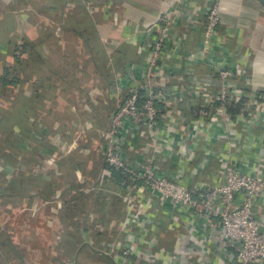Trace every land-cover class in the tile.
Segmentation results:
<instances>
[{
  "label": "crops",
  "instance_id": "0c3cea01",
  "mask_svg": "<svg viewBox=\"0 0 264 264\" xmlns=\"http://www.w3.org/2000/svg\"><path fill=\"white\" fill-rule=\"evenodd\" d=\"M218 1L223 36L202 61L192 55L201 54L206 15L215 0H0V115L26 97V133L31 137L26 139L25 151L14 154L10 164H0V183L15 186L24 184L26 178L28 192L23 203L6 204L7 210L0 207V228H11L17 241L20 227L10 220L26 215V234L52 236L46 260L37 255L25 258L24 264H53L51 259L60 258L65 251L71 256L64 259L70 258L73 264H115L93 244L100 228L115 226L118 231L125 219L120 199L99 190L109 184L110 175L117 185L123 179L105 163L100 131L108 127L116 108V80L125 75L129 80L142 77L151 46L149 28L164 13L173 24L158 74L173 78L166 87V99L184 100L178 103L184 117L174 125L185 122L189 130L192 116L201 114V106L189 109V90L203 78L199 67L205 74L212 62L222 67L245 65L249 87L264 89V5L259 0ZM21 46H26L24 57L19 54ZM17 60L26 66V78L18 85L6 84L4 69L18 66ZM202 82L210 91L218 84L211 77ZM236 108L228 109L229 119L217 114L208 129L233 136V122H244ZM159 109L168 117L163 103ZM190 140L187 137L182 142L174 135L163 142L161 167L172 170L170 164H187L177 161L191 153ZM182 144L186 151L179 148ZM225 150H220L221 157ZM52 154L57 157L48 163ZM25 156L26 174L22 176L15 168L24 167L20 161ZM221 157L214 150L210 155L199 152L193 163L200 164L203 173L208 164H225ZM17 160L19 164H13ZM235 162L247 164L246 160ZM43 164L53 165L47 168ZM112 203L116 206L110 207ZM19 205L25 208L19 209ZM183 247L200 252L201 260L207 261L193 242ZM208 264L220 263L214 259Z\"/></svg>",
  "mask_w": 264,
  "mask_h": 264
},
{
  "label": "built area",
  "instance_id": "2783aa9c",
  "mask_svg": "<svg viewBox=\"0 0 264 264\" xmlns=\"http://www.w3.org/2000/svg\"><path fill=\"white\" fill-rule=\"evenodd\" d=\"M215 1L206 15L201 54H193V59L207 58L223 36L219 1ZM172 24L171 16L164 13L150 26L151 46L142 77L129 80L125 75L116 80V108L108 127L100 131V139L110 172H118L123 179L117 185L110 175L109 186L98 189L120 199L125 219L118 231L115 226L100 228L93 244L115 264H208L214 259L220 264H264V92L249 87L245 65L222 67L212 62L205 74L199 67V77L204 79L193 82L189 90V109L201 106V114L192 116L189 130L185 122L174 125L184 117L178 104L184 100L166 99V87L173 78L158 74ZM206 77L218 82L212 91L202 82ZM241 101L238 108L244 122H233V136L208 129L217 114L229 119L228 109ZM160 103L168 117L160 111ZM174 135L182 142L191 139V153L178 158L177 162L187 164H170L172 170L164 169L160 164L165 156L163 142ZM179 148L187 150L185 144ZM223 149L225 164H208L201 173L200 164L193 163L199 152L210 155L214 150L221 157ZM56 157L52 154L48 163ZM17 171L25 175L26 164ZM0 206L10 208L5 203ZM3 232L0 228V236ZM189 242L198 246L207 261L201 260L200 252L183 247ZM52 263L73 264V260Z\"/></svg>",
  "mask_w": 264,
  "mask_h": 264
},
{
  "label": "trees",
  "instance_id": "16d2710c",
  "mask_svg": "<svg viewBox=\"0 0 264 264\" xmlns=\"http://www.w3.org/2000/svg\"><path fill=\"white\" fill-rule=\"evenodd\" d=\"M26 46H21V56L24 57ZM19 65L16 64L10 69H4L3 73V81L6 84H16L18 85L20 82L24 81L26 78V66L20 63V60H17ZM26 64V63H25ZM23 79V80H22ZM243 101L238 103L236 110H239L238 106H242ZM231 111V110H230ZM30 113V112H29ZM29 134V133H28ZM28 139L30 141L31 137L26 133V97H22L21 100L17 101L12 108V110L8 113L0 115V164H10L12 158H14V154L22 153V150H26V142ZM19 148H21L19 150ZM25 159V160H24ZM14 162L13 164H18ZM26 164V156L20 161V164ZM1 180V176H0ZM23 182L20 185H4L0 183V204H18L26 200V196L28 192L26 191V178H24ZM19 184V183H18ZM103 202H100V209L104 211ZM115 204H111L110 207H115ZM106 211V210H105ZM101 234L100 231H97L96 237ZM95 237V238H96ZM15 232L11 231V228L8 230H4V232L0 236V264H24L23 261L26 258L25 253L20 248L19 245L14 243ZM67 244L64 241V246ZM66 254H61L60 258L56 257L51 259V261L62 260L65 256H71L70 252L65 251ZM11 253H15V257L21 261L20 263L10 262ZM58 253V252H56ZM50 261V262H51Z\"/></svg>",
  "mask_w": 264,
  "mask_h": 264
},
{
  "label": "rangeland",
  "instance_id": "374dc122",
  "mask_svg": "<svg viewBox=\"0 0 264 264\" xmlns=\"http://www.w3.org/2000/svg\"><path fill=\"white\" fill-rule=\"evenodd\" d=\"M19 164V163H18ZM2 207V206H0ZM3 209V208H2ZM10 223H15L16 226L20 227L17 228L19 230L17 235V241L14 239V243L19 245L20 248L25 253V257L30 260L31 258L41 257L43 260H46V254L49 253V244L51 243L52 236L46 235L47 233L43 234H26V215H20L16 218H12L10 220ZM33 228H39L38 226ZM23 246H25L23 248ZM61 253V252H60ZM15 253H11V259L10 262L16 260ZM26 259V261H27Z\"/></svg>",
  "mask_w": 264,
  "mask_h": 264
},
{
  "label": "water",
  "instance_id": "95a60500",
  "mask_svg": "<svg viewBox=\"0 0 264 264\" xmlns=\"http://www.w3.org/2000/svg\"><path fill=\"white\" fill-rule=\"evenodd\" d=\"M264 5V0H259ZM262 92H264V89H261ZM262 231V229H260Z\"/></svg>",
  "mask_w": 264,
  "mask_h": 264
}]
</instances>
